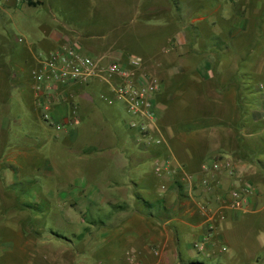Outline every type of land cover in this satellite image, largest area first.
<instances>
[{
	"label": "crops",
	"instance_id": "0c3cea01",
	"mask_svg": "<svg viewBox=\"0 0 264 264\" xmlns=\"http://www.w3.org/2000/svg\"><path fill=\"white\" fill-rule=\"evenodd\" d=\"M32 1L39 4L0 0V109L10 105L16 109L10 119L6 112L0 115V138L3 132L5 139L11 138L0 146V264H132L129 251L140 264H185L184 254L192 243H202L211 234L197 207L199 199L214 203L209 206L213 212L212 207L239 186L249 188L247 204L225 211L226 232L239 236L256 230L257 242L263 243L264 160L257 153H264V119L259 101L250 103L244 92L246 86L256 89L264 80V0H166L171 17L161 25L172 27V32L161 44L171 47V55L161 64L167 70L171 66L174 83L187 79L192 86L186 90L177 81L173 89L164 85L157 94L156 126L165 141L150 148L137 143L128 118L110 110L105 113L107 124L95 114L93 96L106 89L76 85L69 89L72 102L60 103L54 95L49 98L38 91L33 69L70 37L91 53H102L108 42L106 35L78 32L62 23L52 27L29 21L28 6H48V0ZM231 8L236 16H230ZM148 11L141 18L153 17ZM187 100L203 103L202 108L221 107L224 116L202 117L190 122L194 128H187V120L175 121L169 114L172 101L180 105ZM73 107L80 123L64 127ZM46 114L49 120L44 119ZM94 121L105 122L107 130L95 134ZM11 124L19 125L17 135L7 133ZM79 140L82 148L76 154L74 143ZM198 147H203L199 153ZM10 148L11 162L4 163V151ZM167 157L180 170L159 177L153 163ZM97 161L128 174L129 180L107 178L103 187H97L75 176L77 168ZM211 161L220 168L206 176L202 166ZM53 175L55 187L49 181ZM190 175L193 180L185 177ZM204 178H209L211 190ZM23 182L29 184L28 196L50 199L67 224L74 219L82 224L83 230L73 235L78 243L50 230L45 237L53 241L36 245V235L44 229L40 224L30 226L28 206L11 189ZM105 203L113 210L106 213L107 226L88 219L89 211L101 210Z\"/></svg>",
	"mask_w": 264,
	"mask_h": 264
},
{
	"label": "rangeland",
	"instance_id": "374dc122",
	"mask_svg": "<svg viewBox=\"0 0 264 264\" xmlns=\"http://www.w3.org/2000/svg\"><path fill=\"white\" fill-rule=\"evenodd\" d=\"M47 5L49 7L47 6L45 9H43V6L40 5L36 6V9L28 6V9H32L29 11V14H27L29 17L28 20L32 22L43 21L52 27H56L62 23L78 32H85L86 34H93L95 36L106 35L107 39L105 42L108 43L104 45V49L102 50L103 52L101 51L102 53H91L88 51L87 47L84 45L83 47L92 55L103 58L104 64L107 63L108 58L115 59L113 55H122V60H125L131 55L140 56L143 60V72L154 76L160 83V92L158 96L162 94V91H164V85L167 89L171 90V88L173 89V86H175L174 84H177V81L181 82L182 85H186V90L190 89V85L192 86V82L187 79H180L174 83L172 79L171 66H169L167 70V68L161 64L171 55V47H169V45L167 46V44H161V42L165 41V38H167V36L172 32V27H165L161 25L166 21H168V23L170 22L171 11L168 9L170 6L167 4L166 0H48ZM124 8L127 9L124 11ZM147 9L151 12L153 17H147L148 14L145 13L148 19L141 18L145 16H141V13L145 10L147 12ZM229 14L230 16H236V9L234 10L231 8ZM138 16L139 18H135ZM134 18L135 20H133ZM214 32L215 30L213 33ZM70 38L74 40L72 37ZM98 41L99 40L97 38L93 39L94 43H97ZM91 85H93L92 87H94L97 91H102L103 88L105 89V86L99 82H93ZM246 87L244 96L249 98V102L259 101L260 104L259 95L256 89H254V85L252 88H248V86ZM189 94L190 92L187 91L188 96ZM104 96L105 99L101 98L97 94L93 96L94 99L92 100L94 101L96 106L95 108L97 109V111H95L96 115L100 117L102 116V120L105 121L107 117L105 113L112 110L116 111L123 118H128L122 103L119 101H113V104L108 103L107 100L112 99L109 90H104ZM70 101L71 99H68V102ZM185 103H183L184 105H179L174 104L172 101V103L169 104V114L171 118H175V121H177V119L187 120L189 122V124H185L187 128H194L190 122H194V120H201L202 117H210L214 114L218 117L221 115L224 116V114L221 113V107L209 108L204 106V108H202L201 106H203V103L199 101L196 103V100L194 103H190L188 100ZM15 110L16 109L11 105L8 108L3 107L0 109V115L2 112H6L11 115L9 117L10 119L14 115L13 112ZM77 114L79 118L78 110ZM96 121H94L92 126L96 129L94 133L99 135L100 130H107V122L105 121V123L101 121L96 123ZM79 123L80 122L73 125L72 128L77 127ZM10 126L11 127L7 132L9 136H12V134L17 135L19 125L11 124ZM4 134L5 133L3 132L1 135L0 146L2 144L4 146L6 141L11 139H5ZM74 144L78 149L73 150L76 154L80 153L82 140H79V142H75ZM68 145H71V143ZM53 147L56 148L55 146ZM202 148L203 147H198V153L202 150ZM4 152V163H10L11 161H7V158L12 159L11 148L9 150L7 149V151L5 150ZM257 154L258 158L264 160V153ZM0 155L3 156V153H0ZM99 164L100 161H97L96 164L93 162L86 165L84 164L82 167L77 168L75 176L81 178L83 182L87 181L89 184L95 186L98 185L97 187H103L105 184L103 181L107 178L110 179L117 177V179H126V181L129 180L128 174L119 172L116 169L111 168L109 165ZM75 176L73 179H77ZM102 176H104V178H101ZM52 178L49 180L52 184L50 186L55 187V185H57L55 175H53ZM37 180L38 182L42 181L39 178H37ZM11 189L14 191L20 202H23L26 206H28L30 210L28 218L30 226L34 227L35 224H40V226L44 229L41 230V234L39 236L36 235L37 246H41L43 240L45 239H51L53 241V238H49V236L45 237V234H47L46 232H49L50 230H53L56 234H61L63 236L67 235L66 238H68L69 241L72 239L73 244L78 243L77 241H79V239L73 235L77 231L80 232L83 230L82 224L79 221L76 222L74 219L72 223L67 224L62 213L58 211L56 207H52V204H49L51 203L50 199L47 200L42 197L33 199L30 195L28 196L27 194L30 189L27 182H23V185L20 186L11 187ZM131 192H136L134 186H131ZM139 193L144 196L141 191H139ZM125 194L129 195L128 193ZM130 196H127V198ZM118 198L120 199V196ZM222 203L223 202H219L216 204V207H212L215 209L212 212L214 215L211 217L210 221L207 220V215L203 214L204 226L206 231H210L211 234L207 238L201 239L203 245L202 249L195 247L196 242L192 243L190 251H188L187 254H184V257L188 261L185 264H196L194 261H198L203 264H264V242H257L255 235L257 233L256 230H250L249 232L239 236L237 234H228L226 232V210H224ZM200 205H205L209 208V206L215 204L207 199H199L197 207ZM108 206L109 205L107 203L100 205L101 210H97L95 212L89 211L86 216L88 219L94 218L97 222L100 221L104 226H107L109 221L107 220L106 213L108 211H113L112 208H108ZM43 208H49V210L47 211L46 209L44 212H41L40 210ZM208 215H210V212ZM37 220L40 222L36 223ZM209 226H211V228ZM110 229L113 230V228H109L108 230ZM52 237H54L53 234ZM128 254H134V252L129 251ZM155 255L158 256L159 252L157 251V254Z\"/></svg>",
	"mask_w": 264,
	"mask_h": 264
},
{
	"label": "built area",
	"instance_id": "2783aa9c",
	"mask_svg": "<svg viewBox=\"0 0 264 264\" xmlns=\"http://www.w3.org/2000/svg\"><path fill=\"white\" fill-rule=\"evenodd\" d=\"M90 54L78 40H67L62 46L55 49L50 55L41 59L38 66L33 69L32 76L37 84V89L46 96L54 95L56 102H68L70 99L69 89L73 85H88L99 82L111 93L107 100L109 104L113 101L122 103L128 116L127 127L136 138L138 144L144 148L161 146L164 144V137L159 133L156 126L157 102L156 97L160 92V83L154 76L143 72V60L138 55L122 58L107 59ZM264 119V80L256 85ZM105 99L104 94L100 95ZM50 98V97H49ZM49 108V105L47 109ZM45 120L49 116L44 115ZM79 122L77 109L73 107L70 114L65 117L64 127H72ZM170 157L162 160H155L153 170L159 177L178 172L180 167L174 165ZM226 167L232 168L231 161L226 162ZM220 168L217 161L204 163L202 173L210 174ZM193 180L191 175L185 176ZM203 183L211 190L209 178H204ZM165 188L164 186L162 187ZM248 187L239 186L232 189L229 197L222 201L224 210L244 209L248 199ZM200 211L211 220L214 215L205 205L199 206ZM210 212V215L208 213ZM212 213V214H211ZM222 218V216H221ZM211 228V226H209ZM195 247L202 249V243L195 244ZM157 254V251L154 252ZM132 264L137 262L133 254L128 255Z\"/></svg>",
	"mask_w": 264,
	"mask_h": 264
},
{
	"label": "trees",
	"instance_id": "16d2710c",
	"mask_svg": "<svg viewBox=\"0 0 264 264\" xmlns=\"http://www.w3.org/2000/svg\"><path fill=\"white\" fill-rule=\"evenodd\" d=\"M26 2H27L29 5H31V6H35V5L39 4L38 2H33L32 0H26ZM245 80H247V82H248V81L251 80V79H250V77H245ZM248 88H252V86H250V87H248ZM250 103H251V101H250ZM194 263H196V264H203V263L198 262V261H194Z\"/></svg>",
	"mask_w": 264,
	"mask_h": 264
}]
</instances>
